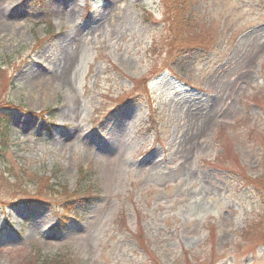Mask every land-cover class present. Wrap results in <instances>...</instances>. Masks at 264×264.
<instances>
[{"label": "rangeland", "instance_id": "obj_1", "mask_svg": "<svg viewBox=\"0 0 264 264\" xmlns=\"http://www.w3.org/2000/svg\"><path fill=\"white\" fill-rule=\"evenodd\" d=\"M181 3L0 0V264H264V0Z\"/></svg>", "mask_w": 264, "mask_h": 264}, {"label": "trees", "instance_id": "obj_2", "mask_svg": "<svg viewBox=\"0 0 264 264\" xmlns=\"http://www.w3.org/2000/svg\"><path fill=\"white\" fill-rule=\"evenodd\" d=\"M179 1V0H178ZM188 2H191L192 0H187ZM185 2V0H182V3L179 4V6H181V18H180V23L183 22L184 20L187 19V15H185L184 12H186V5L183 4ZM183 4V5H182ZM173 14V11L170 12ZM176 30L177 33H181L182 29H183V25L179 24L178 26L176 25ZM177 34H176V38H175V42H177ZM184 41V40H183ZM178 56H183L184 54L187 55V57H189L192 53H197L199 54V52L204 53L209 51L208 46L204 49V48H200V47H190L189 44L186 45H178ZM206 45L204 44L203 47H205ZM183 80V79H182ZM126 102L123 100L121 101V105H125ZM20 104H13V103H7L4 104L3 102H0V144L6 145L8 142V135L10 133V128H9V121H10V115H12V111L15 107L19 106ZM20 107L23 108L24 111H26L27 109H25L22 105H20ZM26 112H31V110H27ZM74 196H70L65 198L64 201H62V206H63V211H61L60 215L58 213H56V215H59V217L61 216L62 218H64L65 220H63V225H56L54 227H52L50 229L51 230H57L58 233L64 232L65 229L67 228V226L69 225H79L80 223L83 222L82 220H84L88 214L89 210V205L92 203L91 202V193H86L83 191H78L75 190L74 191ZM30 201V200H29ZM31 202H36L38 205L43 204L42 202H39L37 199H32ZM68 219H67V218ZM70 222V223H69ZM138 237H140L138 235ZM140 242V241H139ZM264 243V241L262 242ZM186 252V251H184ZM36 263L37 264H71L69 259H65L62 256H49V255H43L41 254L39 251L36 252ZM31 264L32 261H31Z\"/></svg>", "mask_w": 264, "mask_h": 264}]
</instances>
